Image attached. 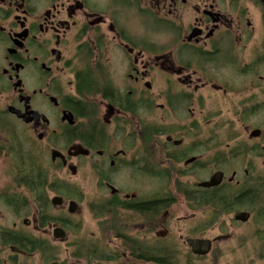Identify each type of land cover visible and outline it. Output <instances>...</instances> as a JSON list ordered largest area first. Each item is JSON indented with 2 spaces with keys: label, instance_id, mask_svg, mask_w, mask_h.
Instances as JSON below:
<instances>
[{
  "label": "flooded vegetation",
  "instance_id": "af4514ba",
  "mask_svg": "<svg viewBox=\"0 0 264 264\" xmlns=\"http://www.w3.org/2000/svg\"><path fill=\"white\" fill-rule=\"evenodd\" d=\"M263 218L264 0H0V264L207 260Z\"/></svg>",
  "mask_w": 264,
  "mask_h": 264
},
{
  "label": "rangeland",
  "instance_id": "374dc122",
  "mask_svg": "<svg viewBox=\"0 0 264 264\" xmlns=\"http://www.w3.org/2000/svg\"><path fill=\"white\" fill-rule=\"evenodd\" d=\"M232 115V114H230ZM232 120H235L237 123V118L231 117ZM232 123L234 127L237 129V124ZM238 130V129H237ZM32 208V207H31ZM31 218V217H30ZM16 217L14 215H10L7 219L9 223L14 222ZM262 227L264 228V218L261 221ZM224 233L223 227H217L213 234V237L221 236ZM211 235V234H210ZM242 235L238 230L235 233V238L230 243L225 245H218L215 249V254L213 258H209L207 260H197L195 264H264V248H260V246L256 243L252 236L251 229H247L246 241L243 242L241 239ZM218 248L220 251V255L216 254ZM217 255V257H216ZM187 251H182V254L179 256L176 255V262L178 264H186L187 260Z\"/></svg>",
  "mask_w": 264,
  "mask_h": 264
},
{
  "label": "water",
  "instance_id": "95a60500",
  "mask_svg": "<svg viewBox=\"0 0 264 264\" xmlns=\"http://www.w3.org/2000/svg\"><path fill=\"white\" fill-rule=\"evenodd\" d=\"M219 182L212 180L207 186H216ZM190 247L196 256H207L212 250V243L207 240L190 241Z\"/></svg>",
  "mask_w": 264,
  "mask_h": 264
},
{
  "label": "trees",
  "instance_id": "16d2710c",
  "mask_svg": "<svg viewBox=\"0 0 264 264\" xmlns=\"http://www.w3.org/2000/svg\"><path fill=\"white\" fill-rule=\"evenodd\" d=\"M186 260H187L186 264H195V263L197 262V261L195 260V258L191 257L190 255H188V256L186 257ZM197 260H199V259H197Z\"/></svg>",
  "mask_w": 264,
  "mask_h": 264
}]
</instances>
